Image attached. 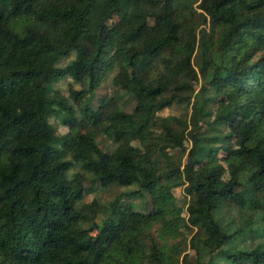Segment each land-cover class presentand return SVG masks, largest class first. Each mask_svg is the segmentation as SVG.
I'll list each match as a JSON object with an SVG mask.
<instances>
[{
    "label": "trees",
    "instance_id": "1",
    "mask_svg": "<svg viewBox=\"0 0 264 264\" xmlns=\"http://www.w3.org/2000/svg\"><path fill=\"white\" fill-rule=\"evenodd\" d=\"M116 16L120 24L107 32ZM114 34L124 44L114 85L143 94L134 110L143 152L126 138L136 123L120 93L79 118L54 90L70 77L82 86L70 88L74 100L94 94L114 68ZM72 52L66 67L56 65ZM209 87L228 100L216 122L239 134L228 179L222 163L194 161L196 107L190 130L159 115ZM54 116L66 134L57 135ZM101 135L117 144L111 153ZM180 136L192 144L184 167L166 153ZM66 154L71 160H60ZM182 179L186 217L171 194ZM87 181L133 185L119 198L148 192L152 208L98 222L99 201L78 206ZM183 226L195 234L184 236ZM188 250L196 264H264V0H0V264H188Z\"/></svg>",
    "mask_w": 264,
    "mask_h": 264
},
{
    "label": "rangeland",
    "instance_id": "2",
    "mask_svg": "<svg viewBox=\"0 0 264 264\" xmlns=\"http://www.w3.org/2000/svg\"><path fill=\"white\" fill-rule=\"evenodd\" d=\"M157 1V0H155ZM163 1V0H159ZM198 4H195L196 7ZM171 13L178 14L175 7L170 5ZM120 24V19L116 16L107 24V32L113 30L117 25ZM204 27L200 16L195 15L192 19L191 30L199 35L200 30ZM118 38V41L113 42V48L111 50L110 58L114 63V68L108 72L107 76L101 81L99 88L94 94L87 93L79 101H76L71 96L70 88L80 90L81 84L76 83L72 78L68 77L60 82L56 83L54 90L63 95L70 105L75 109L77 116L81 117L82 108L90 105L94 109L100 106L101 101L104 98L111 97L116 93H120L121 99L119 103L121 108L132 114L135 119L136 128L127 134V139L130 144L139 152H143L142 147V136L143 133L139 129V118L135 114V107L142 100L143 94L136 91V86L128 85L125 89L119 90L114 85V79L118 73V63L124 58V44L121 42L119 35L114 34L113 38ZM75 58V52H72L69 56H61L56 65L58 67H66L67 64ZM188 84L192 85L198 92L200 84H196L190 79L186 78ZM208 99V102H205ZM228 103V100L223 96L217 94V90L214 87H209L206 91H203V95L200 100L195 101L194 99H185L172 107L163 110L159 115L164 117H170L173 126L178 130H190L191 116L193 114L194 107L197 109V116L199 123L202 126V131L199 133V151L194 155V161L197 165L201 164H213L220 162L226 168L224 178L228 179L229 169L234 162V156L229 152L230 148L236 149L239 144V134L234 135L230 125L224 122H216V116L218 115L219 109L222 105ZM50 122L56 129L57 135L66 134L69 129L62 125L61 119L55 116L50 119ZM226 139V140H223ZM98 142L103 151L111 153L117 144L110 137L101 135L98 138ZM180 142V143H178ZM192 147L190 141L180 136L179 141H171L168 143V149L166 151L167 158L175 164L184 167L189 163V152ZM218 148L219 152L208 156L203 149H215ZM60 160L69 161L71 157L69 154L64 155ZM80 169V164L75 163L68 175L72 176L73 173ZM186 183L184 179L180 180L178 185L172 190V196L176 202V207L183 217L187 216V209L190 203V196L185 193ZM136 187L133 185H109L102 186L100 183L87 181L85 183V197L81 203L78 204L81 207L85 203H91L93 200H97L100 203V214L96 221L102 222L105 218L111 216L116 220L123 218L126 213L131 211H141L148 213L151 208V195L145 192L144 197H127L121 195L124 193L135 190ZM119 198V199H118ZM118 200V201H117ZM117 201V202H116ZM115 203V204H114ZM181 232L184 236L191 238L195 234V230L189 227H182ZM186 259L188 264H196L195 253L192 250H188L183 256L182 260Z\"/></svg>",
    "mask_w": 264,
    "mask_h": 264
}]
</instances>
